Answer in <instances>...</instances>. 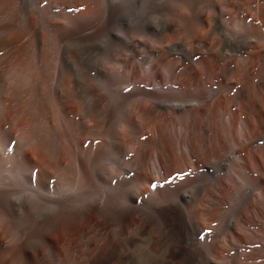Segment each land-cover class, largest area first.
I'll return each mask as SVG.
<instances>
[{
  "label": "rangeland",
  "instance_id": "rangeland-1",
  "mask_svg": "<svg viewBox=\"0 0 264 264\" xmlns=\"http://www.w3.org/2000/svg\"><path fill=\"white\" fill-rule=\"evenodd\" d=\"M23 150L0 264H264V0H0V177Z\"/></svg>",
  "mask_w": 264,
  "mask_h": 264
},
{
  "label": "bare ground",
  "instance_id": "bare-ground-1",
  "mask_svg": "<svg viewBox=\"0 0 264 264\" xmlns=\"http://www.w3.org/2000/svg\"><path fill=\"white\" fill-rule=\"evenodd\" d=\"M27 73H29V72H27ZM25 81H26V78H25ZM21 82H20V85H21ZM175 106H176V103H175ZM242 116H243V114H242ZM242 121H244V120L242 119ZM241 124H243V123H241ZM246 125H247V123H246ZM243 130H244V128H243ZM245 131H247V130L245 129ZM244 133H246V132H244ZM261 154L264 155V153H261ZM33 158H34L33 152H29L27 150H25V151L23 150L21 155L19 156V158L17 160H12L11 158L7 160V161H9V164H7L5 170L1 174L0 185L8 184V188H0L1 189L0 190V196L4 195L7 198L10 197L11 199L14 198L15 200H19L20 198L23 197V195L17 196L18 193L23 191L22 189H19V186L22 187V185H24L25 182H26V179L24 178L23 167H26L27 170H28V168L30 166V163L33 160ZM261 159H262V157H261ZM237 179H239V178H237ZM69 181L71 182L72 180H68V183H69ZM72 182H74V181H72ZM85 184L87 185V181L85 180L82 172L77 169L76 170V176H75V184H73V186H71L72 190L70 192L58 194L54 198L50 197V196L49 197L42 196V197L39 198V200H35V203L37 205V210H36L37 217H41L42 215L44 217L45 214H52V215H54V217H55V215L58 214V217H59V215L62 213V211L60 209H62L61 207L64 204L63 200L66 199L67 197H72L71 195H73L74 193H77L80 190V186H83ZM82 196H83L82 200H84V202L87 203L89 198H93L94 197V194L93 195H88V196L82 194ZM62 234H63V232L59 233V236L62 237Z\"/></svg>",
  "mask_w": 264,
  "mask_h": 264
},
{
  "label": "snow or ice",
  "instance_id": "snow-or-ice-1",
  "mask_svg": "<svg viewBox=\"0 0 264 264\" xmlns=\"http://www.w3.org/2000/svg\"><path fill=\"white\" fill-rule=\"evenodd\" d=\"M152 187H153V188H155V187H156V185H155V184H153V185H152Z\"/></svg>",
  "mask_w": 264,
  "mask_h": 264
}]
</instances>
